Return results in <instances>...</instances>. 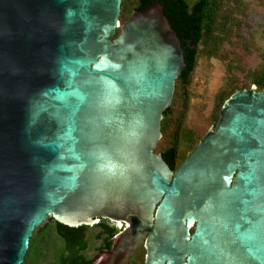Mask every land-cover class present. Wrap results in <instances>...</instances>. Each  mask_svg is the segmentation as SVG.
Listing matches in <instances>:
<instances>
[{
    "label": "water",
    "instance_id": "1",
    "mask_svg": "<svg viewBox=\"0 0 264 264\" xmlns=\"http://www.w3.org/2000/svg\"><path fill=\"white\" fill-rule=\"evenodd\" d=\"M120 2L0 0V264L47 218L114 224L86 264L139 245L141 264H264V87L170 170L154 147L182 49L157 0L122 23Z\"/></svg>",
    "mask_w": 264,
    "mask_h": 264
},
{
    "label": "rangeland",
    "instance_id": "2",
    "mask_svg": "<svg viewBox=\"0 0 264 264\" xmlns=\"http://www.w3.org/2000/svg\"><path fill=\"white\" fill-rule=\"evenodd\" d=\"M135 1L121 0L119 23L123 21L122 12H128ZM212 5L215 15L210 33L202 37L196 49L194 66L185 84L175 83L171 114L154 147L158 153L177 143L176 163L189 154L210 125H215L221 96L230 90L253 87L252 79L264 72V0H213ZM51 224L46 219L37 227V234H43L45 240L42 245L38 240L34 243L32 254L40 248L43 254L30 257V264H52L60 244L52 230L44 235ZM97 231L94 226L85 230L86 248L81 253L85 259L92 258L101 246V240L94 238ZM142 257L139 247L131 258L132 264H140Z\"/></svg>",
    "mask_w": 264,
    "mask_h": 264
},
{
    "label": "trees",
    "instance_id": "3",
    "mask_svg": "<svg viewBox=\"0 0 264 264\" xmlns=\"http://www.w3.org/2000/svg\"><path fill=\"white\" fill-rule=\"evenodd\" d=\"M153 1L154 0H136L134 6L128 12H122L123 21L127 19L132 11L141 10L150 5ZM157 1L161 6L162 15L167 20L169 27L174 32L182 49V57L185 68L175 79L174 86L176 82L178 85L183 86L188 75L193 69L196 49L201 42L202 37L210 33V26L215 15L212 5L213 0H193L191 2L188 0ZM251 85H253L257 91H260L264 87V72L256 75L252 79ZM232 92L233 91L230 90L221 96V98H223L221 99L218 110L222 102ZM170 114L171 110L170 107H168L162 115V119L160 121L161 133L167 126ZM176 148L177 143H173L158 152L170 170H174L176 166L179 165L185 158L184 157L179 163H176ZM49 221H52V224L48 226V228L46 227L44 235L48 234V230H52L54 238L60 244L58 251L53 256L52 264H86L92 260V258L85 259L81 254L86 248L85 230L87 227L79 226L76 228H69L54 222L51 218H47V222ZM94 227L98 229L94 238L100 239L101 244L105 242L106 245L107 239H109L115 231L114 227L108 226L103 220L98 221ZM38 231L39 229L37 227L32 231V234L28 239L27 250L20 264H30L29 261H27L30 257L36 255L37 257L42 256L43 248H40V252L38 251L34 255L32 254V248L37 240L41 243V245L44 244L45 236H43V234H37ZM33 234H37V236H32ZM130 264H132V262Z\"/></svg>",
    "mask_w": 264,
    "mask_h": 264
},
{
    "label": "flooded vegetation",
    "instance_id": "4",
    "mask_svg": "<svg viewBox=\"0 0 264 264\" xmlns=\"http://www.w3.org/2000/svg\"><path fill=\"white\" fill-rule=\"evenodd\" d=\"M103 221H105V222L107 223L108 226H112V227H114V229H115V231H114V232L112 233V235L109 237V239H110L111 237H113V236L118 232V229L114 226L113 223H110V222L107 221V220H103ZM109 239H107V244L105 245V242H103V243L101 244V246L98 248V250L101 249V248H108V247L110 246V241H109ZM139 247H141V245H139V246L136 248V250L134 251V253L137 251V249H138ZM141 249H142V247H141ZM142 251H143V249H142ZM134 253L132 254V256L134 255ZM94 256H95V255H94ZM94 256L92 257V259L94 258ZM132 256L128 259V264L131 263V258H132ZM140 264H141V263H140Z\"/></svg>",
    "mask_w": 264,
    "mask_h": 264
}]
</instances>
